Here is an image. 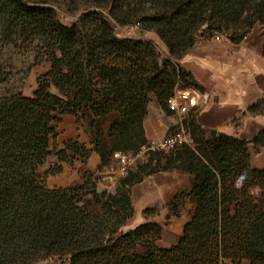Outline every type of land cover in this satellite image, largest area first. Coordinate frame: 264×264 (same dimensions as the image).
<instances>
[{"label": "trees", "instance_id": "obj_1", "mask_svg": "<svg viewBox=\"0 0 264 264\" xmlns=\"http://www.w3.org/2000/svg\"><path fill=\"white\" fill-rule=\"evenodd\" d=\"M59 1L0 0V86L8 47L51 64L31 97L0 92V264L51 257L68 264H264V168L251 163L252 150L264 148V129L245 140L186 123L193 144L158 168L193 176L195 210L170 248L159 245L163 227L153 221L120 233L134 214L130 188L141 178L129 174L114 191H99L93 172L66 187L45 182L61 164L40 173L52 155L71 165L90 156L78 138L53 150L63 116H115L108 131L114 148L96 147L104 164L114 152L148 146L143 122L152 96L166 108L177 90L197 88L177 63L159 61L152 42L118 37L102 9L121 25L138 21L154 31L181 59L200 30L212 38L243 25L230 38L243 41L264 24V0H93L100 11H86L72 25L59 19ZM248 111L264 115V98Z\"/></svg>", "mask_w": 264, "mask_h": 264}, {"label": "crops", "instance_id": "obj_2", "mask_svg": "<svg viewBox=\"0 0 264 264\" xmlns=\"http://www.w3.org/2000/svg\"><path fill=\"white\" fill-rule=\"evenodd\" d=\"M263 50L264 24H256L240 43L216 40L214 37L201 38L179 60L171 59L169 53L170 60L179 64L182 70L194 78L197 88H193L198 92V105L188 114H178L169 111L168 107L163 108L157 98L152 96L143 122L147 142L162 141L182 119H185L188 126L194 130L216 131L245 140L252 139L264 129V115L252 114L248 111L249 105L264 98ZM92 116V113H87L85 117L81 116L80 124H77L75 115L64 117L72 119L74 127L71 132L74 137L64 140L59 148L66 141L78 138L91 150L87 161L81 162L78 168L75 165V169L81 174L77 183L82 182L84 172H95L103 164V159L96 150L97 145L103 142L109 151H112L115 145L108 133L115 116L108 115L104 118L94 116V124ZM101 122H103V135L98 125ZM167 156L165 153L147 155L149 164L157 163L158 168L166 165ZM251 162L254 168H264V160H260V157L253 156ZM64 167L68 168L67 165ZM192 181L191 174L175 167L167 170L156 169L145 175L141 182L131 187L134 214L121 232L124 233L145 221H153L163 227L159 245L164 248L175 245L195 210V200L191 195ZM173 202L177 204L178 215L170 209ZM185 203L188 204L187 207ZM152 208H161V210L157 215L153 213L147 216L145 210ZM166 217L175 224L174 232L178 235L169 246L163 242L166 230L162 219Z\"/></svg>", "mask_w": 264, "mask_h": 264}, {"label": "rangeland", "instance_id": "obj_3", "mask_svg": "<svg viewBox=\"0 0 264 264\" xmlns=\"http://www.w3.org/2000/svg\"><path fill=\"white\" fill-rule=\"evenodd\" d=\"M58 6H59L57 9L58 17L66 25H72L73 23H75L81 16V14H83L84 12L88 10L100 11L99 9H97V7H95V3L93 0H60L58 2ZM100 12L103 13L104 16L108 17L118 37L120 38L133 37V38L143 39L145 41H150L155 45L157 53H158V58L161 63H163L166 60H170V55H169L170 52H169L168 47L166 46L164 41H162V39L154 31L143 30L141 28V25L138 23V21L132 24H129V25H121L109 16V10L106 8L102 9ZM245 29L246 28L242 25V27L239 26V28H236L233 31H228L222 34L221 33H216V34H221L229 38V41H231L230 38L234 36L236 37L237 35L242 34L243 31H245ZM201 35H202V30H200L197 33L195 37V42L198 39L208 37V34L205 36H201ZM171 59H174V61L179 60V59H175L172 56H171ZM3 66H4V77H3V84L0 86V92L4 95L21 94L26 97H31L33 95L34 90L37 87L38 79L41 76L48 73L51 69V64L49 62H38L34 58L27 56L23 51H19L13 46L8 47L4 50ZM184 89L195 90L193 86H188ZM64 117L65 116H63L62 123H60V125L58 126L59 137L57 140H55V142L52 145L54 151L59 148V146L62 144L64 140L74 137L72 136L73 134L72 127H74V125L72 124L74 123L72 119L64 118ZM80 117L81 115L76 116L77 124H80L82 122L81 120L82 118ZM92 120H94V116H92ZM186 123H187L186 120L182 119L171 130V132H175L180 125L185 126ZM98 125L101 127L100 129V131H102L101 135H103L104 134L103 122L98 123ZM77 129H79V127H77ZM98 134H100V132ZM152 144L154 143H148V146L143 147V148H148ZM192 144H193V141L190 138V134H189L188 141L182 144L181 146H179L176 150L146 151L144 154H141V156L138 158L134 166L131 168V170L127 174L120 175L116 173L112 175V177L110 176V179H107V180L99 179L98 172L102 171L103 169L107 168L110 165L115 166V162L111 158L107 163L102 164L101 166L97 168L95 172H93L94 181L96 182L100 190L108 189L109 191H114L118 187V185L121 183L123 178H125L129 174H132V177L134 178H139V179L141 178V181H142L145 175L158 169V166H156L157 163L149 164V159L147 157L149 153L157 152V154L165 153L166 155L168 154L171 155L172 153L176 154V152L179 149H182L185 145H192ZM253 156L255 158L260 157V160L261 159L264 160V148L260 149L258 153L252 150V157ZM161 157L163 158V156ZM71 163L72 162L60 163L58 162L55 155L50 156L46 164L40 169V173L45 174L46 171L54 167V164H61L63 167V171L57 175H48L45 180L46 184L49 187H66V186H70V185L77 183L80 180L81 174H79L80 171L77 172V169H75V165H77V168H78V165L81 163V161L77 160L76 162H74V165H71ZM65 165H67L68 168L65 169L64 167ZM133 170L135 171L132 173ZM136 183H139V182H136ZM134 184L135 183H133V185ZM185 204L187 207L188 204L187 203ZM174 205L175 204L172 203V207H170L171 210H174V207H173ZM150 210L151 211L147 213V216L153 215V213H156V215L159 214V211L161 210V208L160 209L152 208ZM162 212H163V208H162ZM162 223L165 228L164 230H166V234L164 233V236H163V242L166 246H169L178 237V235L174 232L175 224H172L170 219H168L167 217L162 219ZM120 233H123V232H120ZM138 251L141 252L142 250L139 249ZM36 264H68V263L64 262L58 257H51L44 261L37 262ZM243 264H246V262L244 261Z\"/></svg>", "mask_w": 264, "mask_h": 264}, {"label": "built area", "instance_id": "obj_4", "mask_svg": "<svg viewBox=\"0 0 264 264\" xmlns=\"http://www.w3.org/2000/svg\"><path fill=\"white\" fill-rule=\"evenodd\" d=\"M216 40L229 41V38L215 34ZM198 92L192 89H179L174 96L167 100V107L169 111L178 114H188L192 108L198 105L197 102ZM189 139V132L184 125H180L175 132H171L162 141L152 144L148 148H142L138 152H114L112 160L115 166L110 165L102 171L98 172L99 179L107 180L110 176L118 173L120 175L127 174L134 166L135 162L146 151H173L179 146L186 143Z\"/></svg>", "mask_w": 264, "mask_h": 264}, {"label": "water", "instance_id": "obj_5", "mask_svg": "<svg viewBox=\"0 0 264 264\" xmlns=\"http://www.w3.org/2000/svg\"><path fill=\"white\" fill-rule=\"evenodd\" d=\"M138 33H140V32H138ZM99 191H102V190H99Z\"/></svg>", "mask_w": 264, "mask_h": 264}]
</instances>
